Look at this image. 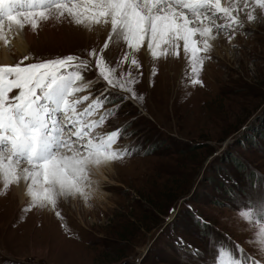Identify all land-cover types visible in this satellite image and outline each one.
<instances>
[{
	"label": "rangeland",
	"instance_id": "obj_1",
	"mask_svg": "<svg viewBox=\"0 0 264 264\" xmlns=\"http://www.w3.org/2000/svg\"><path fill=\"white\" fill-rule=\"evenodd\" d=\"M85 1L23 12L30 39L14 36L6 47L0 39V54L6 48L4 58L14 66L0 67V115L8 118L18 108V123L20 115L32 116L25 98L43 87V66L47 76L70 62L62 72L80 78L76 84L84 81L80 107L92 106L86 119L95 124L87 130H99L88 144L98 136L109 142L120 131L111 167L100 160L99 171L79 168L96 180L106 176L92 185L103 199H89L86 207L58 189L55 214L50 204L22 202L9 183L0 184V264H214L226 256L227 264H264V0H211L205 12L191 14L161 2L159 13L170 7L194 23L211 20L219 38L217 53L209 45H181L176 33L173 43H162V57L117 35L127 23L121 15L110 28L102 22L100 31L87 30ZM100 3L106 12L109 4ZM124 4L113 0L110 9L120 14ZM69 127L62 133L72 136L76 130ZM28 131V138L43 142L36 129ZM74 141L69 151L75 153L109 150L105 143L92 150ZM1 153L7 158L0 145ZM46 177L39 183L34 178L32 186H49Z\"/></svg>",
	"mask_w": 264,
	"mask_h": 264
},
{
	"label": "bare ground",
	"instance_id": "obj_2",
	"mask_svg": "<svg viewBox=\"0 0 264 264\" xmlns=\"http://www.w3.org/2000/svg\"><path fill=\"white\" fill-rule=\"evenodd\" d=\"M82 1L84 0H80V2ZM100 1L109 4V6H106L104 4L107 8L106 12L105 11L101 12L98 9L99 6L101 5ZM112 1L113 0H89L90 4L95 2V5L93 4L91 6L88 5L89 3L88 1L84 2L87 3L86 5L84 4L85 6L83 8L85 28L87 30L91 31L90 29L92 27V28H96L95 31H100L99 27L102 26L101 25L102 22H108L109 24L107 28H110V26L114 24L113 19L115 18V16L121 15L120 20L121 21L126 20L127 23L123 24L122 27L123 32L117 35L120 37L125 36L129 44L133 43V41H137L138 44L140 42H143L145 44L146 50L149 52V55L152 56L160 55L161 57L164 56L165 52L162 43L166 40H169L168 42H170L171 40V42L173 43L170 35L177 36L175 35L176 33H178L179 35V38L178 37L177 38L181 45H184L185 43L188 42V44H191L192 46L195 45L196 50H198V48L205 50L208 48L209 45L210 47H212L211 49L217 51V53L219 52L217 48L219 43L218 41L219 38H216L215 34L212 33L210 30L211 20L203 19L202 21L204 22L202 23L199 22H198L199 24L194 23L190 21V18L187 16V14H185L184 11L170 7L168 8L164 7V9L166 8V10L162 11V13H159L161 12L160 10H163V8L160 7V3L165 2L164 0H159L160 2L158 0H134V1L123 0L125 1L124 9L119 14L118 11H117L118 13H114L113 11L114 9H110L112 6ZM136 1H142L143 5L139 6L138 2ZM216 1L217 2L219 1L220 3V0H215L214 2ZM238 1L239 0H234L233 4L236 5L235 3H237ZM120 7L121 6H119V8ZM199 18L200 15H196V19ZM121 21H119L118 24L122 26L123 21L122 22ZM4 22L9 23L7 26L2 25L3 23L0 24V29L2 30V34H0V39L4 47H6L7 42L12 41V38L14 36L15 37L23 36L24 39L27 38L30 39L31 36L29 35V33L31 32L32 29L27 23H25L21 19V15L18 14L16 17L12 18L11 20H4ZM6 28L8 29L6 30ZM145 38L149 39L148 40L149 42H147ZM144 39L146 42L143 41ZM202 45H205V47H202ZM15 48L19 51V53L25 52V49L20 45V43H16ZM5 53H6V48H3L0 54V65L8 66L10 64V61L7 58H4L6 55ZM204 56L207 55L204 54ZM74 85H72L73 86L72 92H74L76 94V97L79 99V95H80L79 93L84 92L86 89L84 88L85 87L84 81L82 80L81 82H79V84H74ZM51 94H54V91H52ZM47 99L48 101L52 100V97H50L49 92L47 93ZM78 99H74L73 101L75 102ZM40 108L42 109L43 113L51 112L50 105H41ZM72 113L74 114L77 113L76 107H72L71 114ZM57 119H59V117H57ZM87 120L88 119H86V122ZM78 122L80 121H77L76 119H71V120L69 119L67 121V126L70 125L75 126V124H78ZM39 123L43 125L45 127V131L48 132L46 135L48 144L45 146V151H49L50 154L54 155L55 154L54 149L58 148L57 149L58 155L57 156L55 155V158L51 159V161L48 162L47 155L44 152V146H38L37 149L32 150L33 156H26V160H27L26 164L19 165L20 163L19 164L17 163L16 161L17 159H15V157L22 158L21 155L22 149L20 148L21 151L19 152L17 151V148L20 146L13 147L14 154H12L10 158L8 157L6 158L5 156H3L2 153L0 154V163H3L1 161H4L3 160L4 158L6 159L4 161L5 163L3 165V168H0V179H1L0 184L6 185L9 183L8 186L11 188V190L14 193L20 195V199L22 200V202L27 201L28 199L27 200L25 199L29 198L28 202L40 200L43 201V203L45 202L47 204H50V208H52V212L55 211L53 205H54V200L56 198L55 191L58 189H60L63 193H66L65 195L67 197H70L71 199H75V200L82 199L85 201V203L89 201V199H91L93 200L92 202H90L92 204L100 203L101 202L100 199H103V196L98 194L97 191H94V187L92 185L95 184V186L98 187L99 181L102 179L105 180L106 176H103L100 180H96L86 175L79 168L81 166V168L84 167L86 169L87 166L90 165V169H92L93 171H99L101 169L97 165V162L100 160L105 163L106 169L107 166L111 167L113 163L110 162L109 153L111 151H114L116 147H112L111 150L107 149L98 152L100 154L98 153L93 154L85 149L83 150L80 149L77 153H75L74 151H69L70 154H68L69 152L63 153V151H61L62 149L66 147H67L66 149H71L73 147L72 136H70L69 132L62 133L65 129V126L61 127V124L60 125L58 124L59 125L58 126L53 122H39ZM76 132L77 131H75L74 133ZM93 133L95 134L94 135L95 137L96 135L99 134V130L97 129L96 131V129H94ZM65 137H66L65 140L67 142L66 145L64 142H62V139ZM85 138H87L85 140L86 143L84 142L83 144H88L90 139H92V136L90 134H86ZM104 143L105 140L102 142H97L96 145L97 147H101L100 145H103ZM40 147H43V151L40 150ZM104 147L109 148L105 145ZM25 153H28V151H26ZM76 156L78 157V159L74 160ZM35 159L40 162V166L36 167L33 166L32 164L28 165V161H34ZM60 161H65L67 163L64 164ZM71 161H75L76 164H73ZM64 167H67L66 169H64L65 171L62 170ZM32 170L35 171L33 175L32 172L30 173V171ZM57 170L59 172H57ZM87 170L89 169L87 168ZM42 176L44 177L47 176L46 178L49 180V186L43 187L36 184L42 181L41 179ZM34 178L36 181L35 187L32 186V182L34 181ZM91 180L96 182H93ZM42 191H43V195H40ZM87 206L88 203H86V207ZM56 212L57 209L55 211V214Z\"/></svg>",
	"mask_w": 264,
	"mask_h": 264
}]
</instances>
